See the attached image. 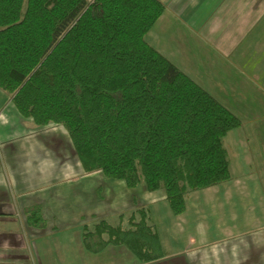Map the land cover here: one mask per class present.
<instances>
[{"label": "trees", "instance_id": "trees-1", "mask_svg": "<svg viewBox=\"0 0 264 264\" xmlns=\"http://www.w3.org/2000/svg\"><path fill=\"white\" fill-rule=\"evenodd\" d=\"M165 9L160 0H0V90L33 128L62 126L87 174L162 191L179 217L192 193L232 181L224 139L242 123L148 44ZM149 213L139 207L128 228L84 225L86 251L163 260ZM24 214L47 229L41 205Z\"/></svg>", "mask_w": 264, "mask_h": 264}, {"label": "crops", "instance_id": "crops-1", "mask_svg": "<svg viewBox=\"0 0 264 264\" xmlns=\"http://www.w3.org/2000/svg\"><path fill=\"white\" fill-rule=\"evenodd\" d=\"M160 1L165 5L166 9L147 35L146 41L148 44L190 77L203 90L212 95L242 123L239 129L230 132L224 139V147L228 153L231 173L232 176L234 175L233 179L229 183L209 188L204 197L207 198V195H210L212 190H214L215 198L213 199L207 198L205 202L200 203L199 198L195 200V196H190L193 199L189 197L186 201V212L182 216L176 217L171 212L174 219H172L170 213H167L166 207L161 206V203L164 204L166 202L164 193L160 199L162 200L161 202L147 201L148 204L143 205V187L131 191L126 188L123 182L109 181L108 187L103 191L105 193L103 196L102 187L94 190L86 184L83 195L91 198L92 195L96 197L97 192H102L97 200L95 198H91L92 200L89 197L87 198L91 207L96 203L92 208L98 207V202H103L102 197L110 202L117 201L120 203L113 207L110 212L102 211V207H98L97 211L90 209V207L83 212L85 214H100V219L107 220L111 225L117 226L122 223L128 228L127 220L130 216L139 207H149L150 212L153 213V216L155 215L152 222L156 224L155 227L158 230L162 249L169 251V253L165 254L164 260L169 256L182 255V264H210V261L206 260L207 256L205 253H203L202 257L198 255V262L191 260L192 254L209 250L212 244L206 241L208 231L207 234L205 232V234L201 233L202 226L200 225L202 223L199 225L198 223L193 224V222H198L204 214L201 209L202 205L215 204L217 211L221 210V208L224 209L228 204L232 205L235 198L239 197L237 192L240 188L239 181L241 179L234 181L235 173L249 175L245 179L253 180L250 178L253 166V159L250 156L248 145L250 141L241 131L246 125L250 124L255 116H261L264 112V0ZM0 92L7 95L2 90ZM6 95L0 99V102H4L3 105H0V112L3 113L7 111L4 110L7 107ZM17 115L18 117L15 120L7 121L6 123H1L0 121V143L3 146L7 142L10 143V138L14 137L13 134L16 131H21L23 126L29 131L36 130L32 129L31 120L24 119L25 123L23 124L22 117L19 113ZM8 119L10 120L9 116ZM47 127L49 126L44 128ZM58 141L61 146L63 141L55 140L57 143ZM24 147L26 149L22 148V146L19 149L12 147V153L5 152L2 156V150H0V264H29L31 261V240H34L31 237L42 236V234L37 233V236H31L29 239L26 233H29L28 230L30 228L24 223L22 215L11 213L6 210V207L11 206L21 197L41 191L39 199L30 201L28 206L41 205L44 218L49 224L45 215V206L49 204V206H53V212L55 211L53 203L55 196L51 191L65 184L71 185L75 183L73 181L62 183V171L56 166L55 160H52L53 155H48L46 143L44 153H40L37 150H28L27 148L29 147L27 145H24ZM67 147L68 144L66 143ZM40 157L44 160L45 165L43 166H37L34 163L37 160L40 161ZM13 159H16V162ZM96 173L100 172L92 174ZM85 174L87 173L85 172ZM245 179H242V184ZM244 184L247 185L246 182ZM8 190L9 192L12 190L11 197L8 196ZM247 191H249V187H247ZM158 193L160 191L155 193L147 192L149 196L154 198H157ZM55 195L56 200L60 198L57 196L58 194ZM59 195L62 194L59 193ZM151 197H148V199ZM146 198L145 195L144 199L148 200ZM23 201L25 200L23 199ZM132 203L135 205V210ZM190 208L191 210L199 209L198 215H196L197 211L192 213L193 216L191 215V218L195 216L198 219H193V222H191L190 218L187 220V226H181L182 230H180L178 227L179 220L191 214V212L189 214ZM232 209L230 212L234 213ZM75 212V215H71V218H75V221H77L79 213H82V211L76 210ZM124 213L129 215L128 218L125 217ZM250 213L252 215L255 214L254 212ZM166 214L168 215L166 216ZM163 216L170 219V224H163L164 221L161 220ZM64 219H68V215L56 218L57 221H63ZM254 219L253 216L252 220ZM162 221L163 223H161ZM228 221L232 223L235 218H228ZM199 222L203 221L199 220ZM225 222H227L226 219ZM38 231L40 232V230ZM256 231L254 230L252 233L253 243L250 242L246 246H230L226 242H224L225 244L223 242L215 243L214 245H222L223 243V247L221 246L214 253L217 255L213 258L214 263L221 264L222 260L225 259V264H264V256L257 258V262L255 260L256 257L253 256V254L255 255L253 253L255 248L261 249L264 247V235L260 233L262 242H257L254 239V236L257 235ZM195 235H201L200 240L203 243L200 246L198 245L199 243H195ZM224 235L223 238H225ZM230 237L233 238V236ZM180 240L184 243L181 249L177 250L178 248L176 247ZM167 241L169 245H166ZM230 242L233 243L236 240L232 241L231 239ZM244 247L247 248V251ZM241 249L243 253L246 251L243 256L239 255ZM250 249L252 252L249 251ZM128 252L127 249L118 251V258L125 257L133 261L135 257L131 253L129 255ZM211 254L209 253V255Z\"/></svg>", "mask_w": 264, "mask_h": 264}, {"label": "rangeland", "instance_id": "rangeland-1", "mask_svg": "<svg viewBox=\"0 0 264 264\" xmlns=\"http://www.w3.org/2000/svg\"><path fill=\"white\" fill-rule=\"evenodd\" d=\"M91 0H89L90 2ZM6 94H2L0 92V99L1 97H4ZM6 103L7 107L4 110H7L5 113L0 112V121L1 123H6L7 121L15 120L16 117H18V113L13 106V103L11 101V96L6 95ZM4 102H0V105H3ZM16 112V114H15ZM10 120L8 119V116ZM23 124L25 123L24 119L22 118ZM31 125V124H30ZM23 126V125H22ZM47 128L42 129H36L31 130L25 128L24 126L21 127V131H16V133L13 134L14 137L10 138V143L7 142L5 146L0 143V150L1 156L7 153H12V149L16 148L19 149L20 146L22 148H25L24 145H27L28 150H37L40 153H44L45 151V143L47 146L48 155L53 157V161L55 160L56 166H58L62 171V183H69V181L75 182L71 185H63L58 187L57 189H53L51 192H53L55 198H53L54 203V212L52 210V207L47 204L45 206V215L49 221L48 227L46 230H40L35 228H31L26 223V217L24 214V209L28 208L30 201H36L39 199V196L41 195V191L38 193H32L31 195L21 197L19 200L14 202L11 206L6 207V210L9 212H13L19 215H22L24 219V223L27 227L30 229L27 232V237L30 239L31 236H37L38 234H42V236H38L37 238H33L34 240H31L30 245V257L31 261L29 264H143L138 259L134 258L133 261L128 260L127 258H118V251H122L123 249H126L125 247H114L111 246L109 249L104 251L101 254H91L86 251L82 236H83V227L84 225H87L89 229H93L94 226L99 222L100 220V214L94 215V214H85L83 211H86L88 208H90V201H88L89 196L83 195L85 192L86 184L89 188H93L96 190L98 187H102V192L105 191L104 189L108 187L109 181L106 179L102 173H96V174H90L87 175L84 172V169L82 168L75 152L72 147V144L70 142V139L68 137L67 131L62 127L58 125H48ZM33 129V126H31ZM35 129V128H34ZM242 134H245L247 138L249 139V152L250 156L253 159V166H252V175H250V178L253 180L245 179L249 175H243L235 173V179L234 181H239L240 188L238 190L239 197L235 198L232 205H226L224 209L221 208V210H217L215 208V204L209 205L204 204L202 205L201 209L204 213L201 216V219L203 222H193L194 220H197L198 218L192 217V213H195L196 215L199 214V209H192L190 208L189 214L184 219L179 220V228L182 230L181 226H187V220H192L193 224H199L202 223L200 226L201 233L204 232L207 234L206 241L209 243H212L210 246L211 249H207L205 251H202L198 254H192L191 260H196L198 262V255L199 257H202L205 253L207 258V261H210V264H216L214 263V259L217 255L216 253L217 249H219L224 242H226L228 245H247L250 242L253 243V237L252 233L254 230L256 231V234L254 236L255 241L262 242V235H264V112L261 116H255L253 120L250 122L249 125H246L244 129L241 131ZM55 140H61L63 141V144L60 146L59 141L58 143L55 142ZM66 143L68 144V147L66 148ZM29 145V146H28ZM13 147V148H12ZM62 147V148H61ZM15 149V150H16ZM26 149V148H25ZM43 155V154H42ZM55 155V156H54ZM45 159V158H44ZM14 162H16V159H13ZM34 160V159H33ZM31 161V160H30ZM34 162V161H33ZM37 166H43L44 160L40 157V161L34 162ZM33 163V164H34ZM76 169V172H75ZM234 176V175H233ZM245 179L246 184H242L243 180ZM78 181V182H77ZM72 182V183H73ZM247 187H249V191H247ZM97 192L96 197L92 195V199L95 198V200L99 199V196H101L102 192ZM207 190L199 191L195 193H192L190 196H195L196 198L200 199L201 202H205V200L213 199L215 198V192L212 190V193L210 195H207V198L204 196L207 194ZM12 190L7 191L8 196L11 197ZM56 192V193H54ZM143 192V205L148 204L149 201H153L156 203L161 202L160 200L163 197L162 191L157 194V198L151 197L145 192L144 189H142ZM61 193L62 195H59ZM236 193V194H237ZM60 197L58 200H56V195ZM105 193L103 192V196ZM146 195V199H144V196ZM249 195V196H248ZM189 196V197H190ZM193 197L191 199H193ZM89 197V199H91ZM23 199L25 201H23ZM91 199V200H92ZM103 202H98V207L103 208L102 211L110 212L113 207H116L120 202H110L107 199H104L102 197ZM151 199V200H150ZM94 200V201H95ZM107 200V201H106ZM12 201V199H11ZM148 201V202H147ZM214 201V200H212ZM190 203V202H189ZM26 204V205H25ZM133 204V203H132ZM254 204V205H253ZM96 205V203H95ZM95 205H92L94 207ZM134 210H135V205ZM162 207H166L167 213H170L172 219H174V216H172L169 205L165 202L164 204L161 203ZM90 209H94V208ZM98 207H96L94 210L97 211ZM146 207V206H145ZM149 210V207H146ZM234 210V213H231L230 210ZM80 210L82 213H79V218L77 221H75V218H71V215H75V211ZM99 211V210H98ZM133 212V211H132ZM150 212V210H149ZM250 212H254L255 214L252 215ZM125 217L128 218V214L124 213ZM234 214V216H233ZM63 216L68 215V219H64L63 221H57L56 218H61ZM82 215V216H81ZM94 215V216H93ZM168 214H166L167 216ZM166 216H163L161 220L163 221L161 223L163 224H170V219H168ZM251 216V217H250ZM254 216V220H252ZM56 217V218H55ZM83 217V218H82ZM149 217L151 220V224L153 226H156V224H153L152 220L154 221L153 213H149ZM229 219H234L232 223L228 221ZM225 219L227 222H225ZM158 220V219H157ZM222 222V223H221ZM111 224V223H110ZM157 229V227H156ZM27 231V230H26ZM158 231V230H157ZM204 233V234H205ZM232 233H234L232 235ZM261 233V234H260ZM225 234V235H224ZM228 234V235H227ZM194 235V234H193ZM223 235L225 238H223ZM201 235H195L194 240L195 243L199 246L203 243L200 240ZM230 236H233L231 238ZM236 240V242L231 243V239ZM160 238V237H159ZM229 238V239H228ZM169 241V240H168ZM168 241L166 245L168 244ZM170 242V241H169ZM223 242L222 245H214L215 243ZM247 242V243H246ZM171 243V242H170ZM183 241L180 240L177 247V250L181 249V246L183 245ZM231 243V244H230ZM193 244V245H196ZM225 244V243H224ZM197 245V246H198ZM228 245H226L228 247ZM223 247V246H222ZM247 251V248L244 247ZM249 248V247H248ZM252 248V247H251ZM201 250V249H200ZM163 256H165L166 253H169L167 249H163ZM243 250H240L239 255L243 256V254H246ZM252 252V250H249ZM129 255L130 252H128ZM209 253H212L209 255ZM255 260L257 262V258L263 257L264 254V247L263 248H255L254 252ZM183 256H169L167 259H163L157 262H153L150 264H182L183 262ZM220 258V257H219ZM225 258V256H224ZM253 258V257H252ZM202 261V260H201ZM226 260H222L221 264H225ZM250 264V263H247ZM258 264V263H256Z\"/></svg>", "mask_w": 264, "mask_h": 264}]
</instances>
